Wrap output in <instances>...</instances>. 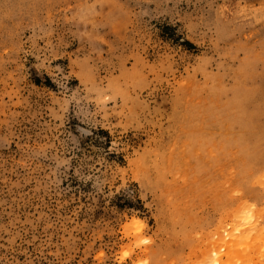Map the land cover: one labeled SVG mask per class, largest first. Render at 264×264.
<instances>
[{
    "label": "rangeland",
    "instance_id": "1",
    "mask_svg": "<svg viewBox=\"0 0 264 264\" xmlns=\"http://www.w3.org/2000/svg\"><path fill=\"white\" fill-rule=\"evenodd\" d=\"M264 264V0H0V264Z\"/></svg>",
    "mask_w": 264,
    "mask_h": 264
},
{
    "label": "bare ground",
    "instance_id": "2",
    "mask_svg": "<svg viewBox=\"0 0 264 264\" xmlns=\"http://www.w3.org/2000/svg\"><path fill=\"white\" fill-rule=\"evenodd\" d=\"M213 264H220L218 260H214Z\"/></svg>",
    "mask_w": 264,
    "mask_h": 264
}]
</instances>
